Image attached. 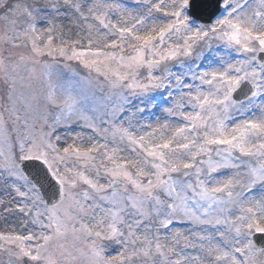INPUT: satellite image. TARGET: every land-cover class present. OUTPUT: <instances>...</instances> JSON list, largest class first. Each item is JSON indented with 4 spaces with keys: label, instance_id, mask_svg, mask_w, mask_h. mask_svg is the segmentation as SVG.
Masks as SVG:
<instances>
[{
    "label": "snow or ice",
    "instance_id": "obj_1",
    "mask_svg": "<svg viewBox=\"0 0 264 264\" xmlns=\"http://www.w3.org/2000/svg\"><path fill=\"white\" fill-rule=\"evenodd\" d=\"M0 264H264V0H0Z\"/></svg>",
    "mask_w": 264,
    "mask_h": 264
}]
</instances>
